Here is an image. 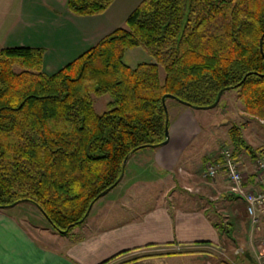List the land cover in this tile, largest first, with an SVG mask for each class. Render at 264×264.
Returning a JSON list of instances; mask_svg holds the SVG:
<instances>
[{
    "label": "trees",
    "instance_id": "obj_1",
    "mask_svg": "<svg viewBox=\"0 0 264 264\" xmlns=\"http://www.w3.org/2000/svg\"><path fill=\"white\" fill-rule=\"evenodd\" d=\"M112 1L65 5L90 15ZM123 23L49 72L42 46L0 47V208L31 202L49 227L68 232L126 153L160 144L169 98L202 107L234 88L244 111L264 122V0H138ZM134 46L153 60L124 62ZM91 93L109 96L105 109H94ZM242 126L227 128L233 155L263 152Z\"/></svg>",
    "mask_w": 264,
    "mask_h": 264
},
{
    "label": "crops",
    "instance_id": "obj_2",
    "mask_svg": "<svg viewBox=\"0 0 264 264\" xmlns=\"http://www.w3.org/2000/svg\"><path fill=\"white\" fill-rule=\"evenodd\" d=\"M6 1L11 0H0V47L19 45L16 35L22 33L23 25H32L35 17L28 14L22 20L24 0H18L17 12L14 7L7 12ZM34 1L25 0L31 5L28 7H32ZM44 2L49 6V29L57 30L49 35L64 48L72 44V39L66 35L70 20L78 27L77 31L81 27L79 22L88 25L96 41L119 25V21L123 22L128 13L98 21L99 17L104 18L101 16L110 9L112 2L104 11L90 15L73 14L65 0ZM10 34L11 39L8 38ZM71 46L76 47V43ZM170 108L166 104V141L151 148L150 154L134 157L131 164H128V157L123 175L116 183L122 184L121 189L109 193L106 199L98 197L91 204H100L101 199L118 201L130 193V198L121 199L126 208L120 218L104 227L81 228L63 237L50 233L46 226H33L41 232L40 236L54 240V243H47L39 241L37 235L23 225L25 217L22 214L0 208V264H231L229 240L234 237L228 230L230 224L239 227L241 216L247 214L244 202L233 191L222 169L212 178L201 176L203 161L215 156L221 147L219 144L198 156L200 164L194 163L191 151L184 152L196 131L201 129L191 111L195 107L180 102L171 104ZM220 139L224 143L222 146L229 142L228 134ZM236 156L244 187H256L253 157L243 149ZM152 180H160L161 184L140 186ZM144 193L157 196L148 201ZM255 220L258 221L257 229L248 230L250 244L264 233V206L255 210ZM223 233H230V237ZM237 252L238 248L234 250L235 254Z\"/></svg>",
    "mask_w": 264,
    "mask_h": 264
},
{
    "label": "rangeland",
    "instance_id": "obj_3",
    "mask_svg": "<svg viewBox=\"0 0 264 264\" xmlns=\"http://www.w3.org/2000/svg\"><path fill=\"white\" fill-rule=\"evenodd\" d=\"M137 2L138 0H114L106 14L104 16H101L104 18L99 17L98 21H108L107 17L112 19L114 14H116L115 18H117L119 14L121 16L123 12H128V10H130V8H132ZM25 3L26 2L24 0L22 5V20H25L28 14H33L35 17L32 18V25H29L28 27L23 25L22 33L16 35V37L19 38L16 40H18L19 44L42 46V68L46 72L52 71L56 67L66 62V60L72 58L74 54L76 55L78 52H80V50L94 43L95 40L93 41V39L97 38L95 37L96 35H94L93 32L88 31V25L79 22L83 29L80 27V30L77 31L78 27L73 24V20H70L71 28L70 26L69 28H67L66 35L70 37V40L72 39V42H70L72 44H69V47L66 46V48H64V46L62 47L61 45L57 44V42L52 38L53 35H49V33L56 29H49V6L44 2V0L34 1L32 7H28L30 4ZM4 4L7 12L13 10V7L17 12V8L19 5L18 0H11L10 2L6 1ZM118 24L124 25V23L121 21H119ZM65 28L63 29V31L65 30ZM10 37H12V34L8 35L9 39H11ZM75 43L76 47L74 46V48L71 45H74ZM122 59L129 65H134L139 61L153 60L152 57L141 46H134L125 49ZM159 74L160 76H162L161 69H159ZM91 96L93 107L96 111L99 112L106 108L105 102L109 99V96L106 93H91ZM178 103L180 102H177L171 98H169V100L167 101L169 108L171 104ZM191 111L193 113V117L195 118L197 124L201 127V129L196 131L197 133L193 141L187 147H185L184 152L191 151L190 155L192 156V158H194V163L198 161V163L200 164V159H198V156H200L201 153L207 151L214 145L219 144L218 146L220 147L224 144L221 143L222 141L220 137H226L227 128L232 122L242 123V134L245 140L250 143L252 147L264 145L263 120L259 117H254L244 111L242 104L236 97V90L234 88L224 89L215 105L211 107L191 108ZM226 146L231 147L228 143L226 144ZM153 147L154 146H145L135 150L129 155L128 164L133 163L132 160L134 159V157L140 158L144 157V155L146 156L150 154V149ZM160 184V180H152L140 186L156 187ZM121 187L122 184H119V186L115 184L114 187H111L107 192H105L107 194L104 193V196L101 195L99 197L104 199L109 193L115 192L121 189ZM129 194L125 197H120L118 201H107L101 199L100 204H98L97 202V204L94 203L87 213L85 219L69 229L68 232H59L49 227L44 216L31 202L20 201L13 205L2 208L7 209L10 212L22 214V217H25L24 219L22 218L23 221H25L23 222V225L27 229H29V231L31 230L33 233H35L39 241L54 243V240L52 238L49 240V238H43L42 236H40L41 232L35 230L33 226H46V229L50 231V233H53L58 237L66 236L74 230L81 228L87 229L88 227H104L122 216L126 206L121 204V199H125L127 197L130 198L131 195ZM144 196L148 199V201H150L157 195L155 193H144ZM241 218L242 222H240L239 227L237 225L230 224V229L228 228V231L232 233L234 237V239L229 240L231 264H264V260L260 257L261 252L263 251L262 241L264 238V233L262 234V236H256L255 242H252L254 244L253 246H251L252 243L250 244V242H248L250 237L248 230L252 228L257 229L258 221L252 219L247 214L241 216ZM44 233L46 235H49V232ZM230 233L223 234H226L228 237H230ZM236 248H238L239 252L235 254L234 250ZM245 252H247L249 256H246L244 254Z\"/></svg>",
    "mask_w": 264,
    "mask_h": 264
},
{
    "label": "built area",
    "instance_id": "obj_4",
    "mask_svg": "<svg viewBox=\"0 0 264 264\" xmlns=\"http://www.w3.org/2000/svg\"><path fill=\"white\" fill-rule=\"evenodd\" d=\"M253 177L256 183L254 188H245L238 156L233 155L231 147L221 146L214 157L203 161L201 176L212 178L222 169L227 181L234 192L240 195L244 202L245 212L255 219V210L264 206V151L253 157ZM261 258L264 260V238L262 241Z\"/></svg>",
    "mask_w": 264,
    "mask_h": 264
},
{
    "label": "water",
    "instance_id": "obj_5",
    "mask_svg": "<svg viewBox=\"0 0 264 264\" xmlns=\"http://www.w3.org/2000/svg\"><path fill=\"white\" fill-rule=\"evenodd\" d=\"M261 36H262V35H260V37H259L258 47H259V51H260L261 55H264V54H263V51H262V47H261ZM243 77H244V76H243ZM243 77H242V78H243ZM242 78H241V79H242ZM224 89H225L224 87L218 89V91H217V93H216V95H215L214 100H213L211 103L206 104V105H204V106H202V107H211V106L215 105V104L217 103V101H218V99H219V97H220V95H221V93H222V91H223ZM163 98H164V95L161 96V100H162V102L164 101ZM163 107H164V127H163V131H164V135H165V136H164L163 140H162L160 143L165 142L166 139H167V110H166V107H165L164 104H163ZM145 145H146V144H145ZM133 149H134V148H132L131 151H132ZM128 154H129V153H126V154L123 156L122 160H121L119 174L116 176V178L113 180L112 183H110V184H109L108 186H106L104 189L100 190V191L95 195V198H97V197L103 195L105 192H107L111 187H113V186L119 181V179H120V178L122 177V175H123L124 164H125V162H126V159H127V157H128ZM92 201H93V200L89 201V203H88V205L86 206L85 212H84V214H83L82 217H84V216L87 214V212L89 211V209H90V207H91V204H92ZM16 202H17V200H16V201H13L12 203H10V205L15 204ZM70 224H71V223L67 224V226H66L63 230H66ZM239 249H240V248H239ZM244 254H245L246 256H249V254H248L247 252H245Z\"/></svg>",
    "mask_w": 264,
    "mask_h": 264
}]
</instances>
